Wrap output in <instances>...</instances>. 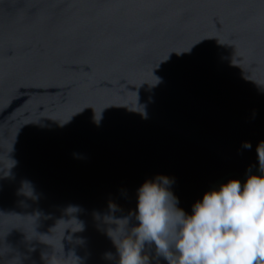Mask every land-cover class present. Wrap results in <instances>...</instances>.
<instances>
[{
    "label": "water",
    "instance_id": "1",
    "mask_svg": "<svg viewBox=\"0 0 264 264\" xmlns=\"http://www.w3.org/2000/svg\"><path fill=\"white\" fill-rule=\"evenodd\" d=\"M261 143L264 0H0V264H114L145 181L190 215Z\"/></svg>",
    "mask_w": 264,
    "mask_h": 264
},
{
    "label": "clouds",
    "instance_id": "2",
    "mask_svg": "<svg viewBox=\"0 0 264 264\" xmlns=\"http://www.w3.org/2000/svg\"><path fill=\"white\" fill-rule=\"evenodd\" d=\"M257 161L261 174L205 192L190 215L176 207L169 190L173 181H145L130 214L133 227H128L130 217L105 218L115 225L106 234L116 249L106 257L114 264H149L141 253L151 243L169 264H264V143L257 146Z\"/></svg>",
    "mask_w": 264,
    "mask_h": 264
}]
</instances>
